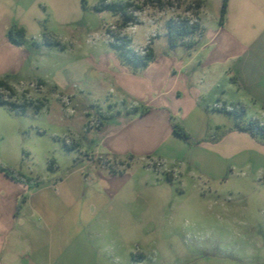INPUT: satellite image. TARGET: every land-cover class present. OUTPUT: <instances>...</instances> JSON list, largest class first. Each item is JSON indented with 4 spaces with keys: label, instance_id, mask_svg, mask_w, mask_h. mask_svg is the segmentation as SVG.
Here are the masks:
<instances>
[{
    "label": "crops",
    "instance_id": "1",
    "mask_svg": "<svg viewBox=\"0 0 264 264\" xmlns=\"http://www.w3.org/2000/svg\"><path fill=\"white\" fill-rule=\"evenodd\" d=\"M82 1L0 0V81L12 90L7 100L43 105L46 97L41 87L47 83L70 88V82L85 79L92 68L107 69L104 55L96 59L78 50L75 42L78 30L85 29L94 14L117 15L94 11L92 6L99 0H85V7ZM198 2L199 39L191 45H169L164 55L154 52V59L139 73L116 63L119 70L113 82L122 105L108 99L107 118L96 128L83 129L81 136L96 144L103 157L118 161L116 171L93 157L86 159L88 167L83 158H75L59 176L30 187L0 169V264L129 263L123 246L120 256L112 258L113 248L99 239L102 226L91 223L93 214L114 217L118 213L128 179L123 175L131 165L121 157L128 152L142 157L143 167L156 175L175 177V166L165 168L169 161L199 167L219 185L236 184L240 173L241 183L257 189L224 194L245 196L242 208L234 203L212 211L217 222L229 226L231 218L238 219L248 234L233 233L223 241L216 227L209 244L187 241L174 254V245L158 240L154 228L139 243L140 259L135 261L131 254L136 264L146 260L147 250L152 255L148 264H264V139L233 128L236 118L224 112L242 107L244 120L264 123V0H228L221 24L222 0ZM13 23L26 31L23 45L7 38ZM44 33L59 39L62 47L32 46L31 41L40 42ZM70 94L75 96L70 92L67 97ZM141 108L146 111L140 113ZM171 119L181 123L196 142L188 144L174 134ZM208 195L219 199L221 194ZM180 215L196 228L205 212L188 209Z\"/></svg>",
    "mask_w": 264,
    "mask_h": 264
},
{
    "label": "rangeland",
    "instance_id": "2",
    "mask_svg": "<svg viewBox=\"0 0 264 264\" xmlns=\"http://www.w3.org/2000/svg\"><path fill=\"white\" fill-rule=\"evenodd\" d=\"M134 1L140 7H131L129 13L132 19L126 25H121L122 16H111L108 12H103L100 15L94 14L95 18L87 27L77 32V49L92 53L96 59L100 54L104 55L108 61L106 70L92 68L86 72L85 79L77 78L70 82V88H54L51 83H47L41 87L46 100L40 105L38 112L35 111L36 104L39 103L37 101L27 104L25 112L19 114L0 105V162L3 165L32 179L57 177L75 158H83L86 166V159L93 157L96 163L109 165L111 170L116 171L120 167L117 160L106 159L96 144L90 145L81 136L85 132L83 129L98 127L108 115V99L117 101V106L122 105L118 100L121 94L116 92L113 82L114 74L119 70L118 66L121 65L134 74L144 69L133 71L123 64L109 41L113 39L112 35L126 36L132 38V48L143 51L151 40L155 54L164 55L170 47L165 22L170 18L194 22L199 9L192 0H161V3L151 0ZM198 36L197 33L195 37ZM116 63L119 65L116 66ZM70 92L75 96L70 94L67 97ZM0 96L9 99L12 95L0 87ZM121 158L131 165L123 175L128 179L121 191L118 213L114 217L101 213L91 217L92 224L102 226L99 239L113 248L112 258L117 259L120 256L123 246L130 259L125 264H136L135 261L140 259L139 243L153 234L154 228L158 240L174 245V254L181 245L188 242L189 245L209 244L213 241V230L216 227L219 228V238L223 241L232 237L233 233H249L248 228L238 219L233 221L231 218L229 226L223 220L217 222L212 215L214 209L233 207L234 203H237L236 207L239 209L246 202L241 200L245 198L243 195H233L238 198L234 200V197L224 194L257 191L256 188L241 183L240 173H237L236 184L219 185L199 167L173 165L167 161L165 168H177L170 183L165 173L156 175L152 170H146L143 167L144 159L137 154L128 152ZM50 160H53L52 169L48 167ZM215 191L221 194L219 199L208 195ZM253 208H257L256 205ZM188 209L205 212L203 220L196 221L199 227H192L193 222L180 215L181 210ZM224 218L228 222L229 218L222 216ZM239 242L240 238L236 244L240 245ZM146 253V260L142 264H148L149 256H152L148 250Z\"/></svg>",
    "mask_w": 264,
    "mask_h": 264
},
{
    "label": "trees",
    "instance_id": "3",
    "mask_svg": "<svg viewBox=\"0 0 264 264\" xmlns=\"http://www.w3.org/2000/svg\"><path fill=\"white\" fill-rule=\"evenodd\" d=\"M151 1H158L160 3L162 2L161 0H151ZM227 1L228 0H222L220 15H219V24H221L224 20ZM82 3L83 6L85 7L86 6L85 0H83ZM193 3L195 6L199 8L198 0H193ZM131 7L138 9L140 6L136 5L135 1L113 2L107 0H99L96 4L92 6V9L96 12L109 11L113 15L122 16L121 25L124 26L126 25L127 22L131 21L132 19V15L129 13ZM165 27H166V34L168 36V43L170 46H176L178 44L191 45L195 43L202 34V28L200 27L199 23L198 22L190 23L189 20L187 21V20H178V19L170 18L165 22ZM197 33L199 34V36L196 38L195 35ZM7 38L12 44L23 45L27 40L26 31L24 27L19 26L16 23H13L7 31ZM112 38L113 39L109 41V45L114 50H116L123 64L128 66L131 70L136 71L138 69L144 68L154 59V51L151 45L152 43L151 40L149 41V44H147L145 48H143V51H139L138 49L131 47L130 45L131 39L129 37L126 36L119 37L117 35H112ZM39 44H44L46 46L62 47L59 39L46 33L43 34L40 42L36 40L31 41L32 46H38ZM0 87L5 88L12 94L11 88L6 83L0 81ZM0 104L5 105L10 110H16L18 113L25 112V107H26L25 102L16 103L14 101L4 99L0 96ZM40 105H42V103L40 102L36 104L35 111H38L40 109ZM145 111L146 108H141L140 113H143ZM224 112L228 114H232L236 118L233 128L244 130L249 134H251L256 139H264V123H261L258 119L244 120L243 119L244 109L242 107L235 108L234 110L231 111L224 110ZM106 118L107 116L104 119ZM101 123L102 121L100 122V124ZM170 126L173 133L179 136L188 144H193L196 142L191 138L190 134L185 129V127L178 121L171 119ZM220 135L221 134L213 136L210 139L211 140L217 139ZM48 167L49 169H52L53 160L49 161ZM0 169L3 170L6 174L13 177L14 179L28 184L30 187L36 186L45 180L43 178L32 179V178L24 177L20 173L9 169L1 162H0ZM166 179L170 183H172L173 181V179L169 174L166 175ZM24 198L25 196L21 198V202L24 200Z\"/></svg>",
    "mask_w": 264,
    "mask_h": 264
},
{
    "label": "built area",
    "instance_id": "4",
    "mask_svg": "<svg viewBox=\"0 0 264 264\" xmlns=\"http://www.w3.org/2000/svg\"><path fill=\"white\" fill-rule=\"evenodd\" d=\"M189 22L190 23H192V21L191 20H189ZM194 22H198V20H197V17H196V19H195V21ZM5 99H7V98H5Z\"/></svg>",
    "mask_w": 264,
    "mask_h": 264
}]
</instances>
